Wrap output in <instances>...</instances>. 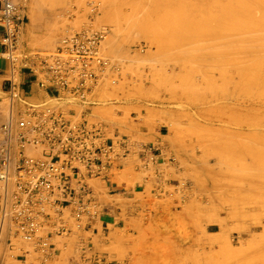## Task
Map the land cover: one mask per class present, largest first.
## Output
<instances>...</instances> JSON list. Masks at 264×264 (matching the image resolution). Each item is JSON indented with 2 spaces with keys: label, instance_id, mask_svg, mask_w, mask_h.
Masks as SVG:
<instances>
[{
  "label": "rangeland",
  "instance_id": "1",
  "mask_svg": "<svg viewBox=\"0 0 264 264\" xmlns=\"http://www.w3.org/2000/svg\"><path fill=\"white\" fill-rule=\"evenodd\" d=\"M212 1L26 0L22 50L50 53L63 35L87 28L106 33L102 55L120 71L116 84L99 85L89 120L132 148L108 179H90L97 219L78 227L71 207L51 211L44 233L61 225L70 231L51 239L50 255L14 241L11 250L0 247V262L264 264V129L255 125L264 117V24L228 11L218 17L222 0ZM227 101L243 111L233 105L238 112L227 113ZM160 126L169 132L163 153L143 134ZM141 145L154 147L155 161L142 158ZM113 182L135 189L114 195ZM210 233L231 245L209 244Z\"/></svg>",
  "mask_w": 264,
  "mask_h": 264
},
{
  "label": "built area",
  "instance_id": "2",
  "mask_svg": "<svg viewBox=\"0 0 264 264\" xmlns=\"http://www.w3.org/2000/svg\"><path fill=\"white\" fill-rule=\"evenodd\" d=\"M25 1L0 0L11 75L7 113L0 116V247L22 241L50 255L51 239L70 231L61 225L44 233L51 211L60 215L71 207L78 227L97 219L90 179H108L132 144L126 137L108 138L103 123L89 120L99 85L107 79L116 84L120 71L102 55L106 33L87 28L63 35L50 53L22 50ZM21 68L35 73L42 99L21 91ZM153 150L141 145L140 155L155 161Z\"/></svg>",
  "mask_w": 264,
  "mask_h": 264
},
{
  "label": "crops",
  "instance_id": "3",
  "mask_svg": "<svg viewBox=\"0 0 264 264\" xmlns=\"http://www.w3.org/2000/svg\"><path fill=\"white\" fill-rule=\"evenodd\" d=\"M28 9V8H27ZM26 9V10H27ZM27 12V11H26ZM27 14V18H29V14ZM25 31L28 36L30 32V24L27 23L25 24ZM5 36V27L3 23L1 22L0 18V116H4L7 113V105H8V100H6V95L8 92V89L10 87V63L9 61L4 57V52L6 50V47L3 43V38ZM18 85L21 89V91L27 96L28 98L31 99H42L44 96V93L42 90L39 88L37 84V79L35 76V73L30 71L29 69H20L18 72ZM93 112V111H92ZM165 127L160 126L155 128L153 132H144L143 134L145 135L146 138L151 139V144L156 148L160 149L161 153H163L166 150V136L169 134V132L165 131ZM162 156V155H161ZM121 167L120 170H123ZM116 175L113 174L112 178H115ZM110 191H118L114 195H124L127 196L133 191L135 188L134 187H127V183H117L113 182L110 184ZM101 194L99 193V196ZM2 247H6L8 250L12 249V246L10 245H2ZM23 253H25V249L21 248L20 249ZM21 256H25L27 260V254H23ZM21 256L17 257V260L19 262H23V258Z\"/></svg>",
  "mask_w": 264,
  "mask_h": 264
},
{
  "label": "bare ground",
  "instance_id": "4",
  "mask_svg": "<svg viewBox=\"0 0 264 264\" xmlns=\"http://www.w3.org/2000/svg\"><path fill=\"white\" fill-rule=\"evenodd\" d=\"M216 1H217V0H216ZM220 1H221V0H220ZM220 1L218 0V2H220ZM224 1H226V2H224ZM224 1H223V0L221 1L222 4H223L222 9H221V7H219L220 10H221V11H219V12H220V13L222 12V14H221L222 16L217 14L218 11H216V16H218V17H222V18H226V16H225V12L228 11L229 15L233 16L231 13H234L235 16H238V17H239V18H235L237 21L240 20L241 22L243 21V23H256L255 25H256V26H259L260 29H261L262 25L264 24V15H261L260 12L262 13V12L264 11V10H263V9H264V0H224ZM25 2H26V1H25ZM212 2H214V0H213ZM24 4H25V3H24ZM222 4H221V5H222ZM211 5L213 6L214 4H211ZM219 6H220V4H219ZM24 7H25V6H24ZM216 7H217V6H216ZM252 7H254V9H259V10H257V11H256V10H253ZM214 8H215V5H214ZM251 8H252V9H251ZM226 9H228V10H226ZM108 11H109V10H108ZM219 12H218V13H219ZM214 13H215V12H214ZM220 13H219V14H220ZM114 15H115V14H114ZM213 17H215V14L213 15ZM242 18H244V20H242ZM110 21H111V19H110ZM112 21H113V22H112ZM112 21H111V24H114L115 22H114L113 19H112ZM115 21H117V20H115ZM240 21H239V22H240ZM116 23H117V22H116ZM245 25H246V24H245ZM113 26H114V25H113ZM250 26H251V25H250ZM250 26H249V27H250ZM243 27H244V25H243ZM246 27H247V26H246ZM249 27H247V28H248L249 30H250V28H251V30H252V27H250V28H249ZM83 30H84V29H83ZM222 95L224 96V94H222ZM231 95H232V94H231ZM223 96H222V97H223ZM225 96H226V95H225ZM228 96H229V95H228ZM233 96H234V94H233ZM229 97H230V96H229ZM235 97H237V96L235 95ZM235 97H234V98H235ZM226 98H227V96L225 97V99H226ZM231 98H232V97H230V99H231ZM240 99H241V98H240ZM242 99H243V98H242ZM254 99H255V98H254ZM258 99H259V98H258ZM221 100H222V99H221ZM223 100H224V97H223ZM226 100H227V99H226ZM246 100L248 101V99H246ZM246 100L243 99V101H246ZM249 100H251V99H249ZM255 100H256V99H255ZM255 100L252 99L251 102H250V101H249V102L252 103V102L255 101ZM259 100H260V99H259ZM259 100H258V101H259ZM262 100H263V98H262L260 101H262ZM228 101H229V99H228ZM228 101H227V103H229ZM233 101H234V100H233ZM236 101H237V104H238L239 102H238L237 99H236ZM239 101L243 102L242 100H239ZM260 101H259V102H260ZM249 102H248V103H249ZM223 103H224V101H223ZM223 103H222V104H223ZM230 103H232V102H230ZM230 103H229V105H230ZM233 103H236V102H233ZM245 103H246V102H245ZM248 103H247V105H248ZM250 103H249V104H250ZM254 103H255V102H254ZM254 103H252V104H254ZM257 103H258V102H257ZM241 104H244V102L241 103ZM262 104H263V105L258 104V105H260V106H263V107H259V108H258V109H261V111H262V108L264 109V100L262 101ZM223 105H224V104H223ZM229 105H228V104H227V105L225 104L224 106H222V109L225 108V110H226V107H227V110L229 111V112H227V113H230V114H232V112L234 113L233 110L235 109L236 106L239 107V105H236V104H233V105H235V107H234L233 105H230V106H231V107H230ZM245 105H246V104H245ZM247 105H246V106H247ZM225 106H226V107H225ZM246 106H245V109L248 107V106H247V107H246ZM238 107H237V109H238ZM249 107H250V111H252V108H253V111H254V107H255V109L257 110V105H256V104H255L254 107H251V105H250ZM230 108H231V109L234 108V109L231 110ZM239 108L241 109V111H243V108H244V107H243V108L239 107ZM245 109H244V110H245ZM225 110H224V112H225ZM227 110H226V111H227ZM230 110H231V111H230ZM247 110H248V109H246L245 111H247ZM220 111H221V109H220ZM224 112H223V113H224ZM237 112H238V111L236 110L235 113H237ZM247 112H248V111H247ZM262 112L264 113V110H263ZM220 113H222V112H220ZM235 113H234V114H235ZM216 114H217V113H216ZM216 114H214V115H212V116H214V118H215V117L217 116ZM215 115H216V116H215ZM218 115H219V114H218ZM222 116H223V115H222ZM228 116H229V115H228ZM230 116H231V115H230ZM223 117H224V116H223ZM217 118H219V117H217ZM217 118H216V119H217ZM220 118H221V116H220ZM262 118H263V119H262ZM262 118H260V119H262V120H261V121H257V123H255V125L260 126V127H262V128L264 129V117H262ZM216 119H215V120H216ZM233 119H234V117H233ZM233 119H232V120H233ZM235 119L237 120V118H235ZM260 119H259V120H260ZM211 120H212V119H211ZM215 120H214V121H215ZM219 120H220V119H219ZM221 120H222V119H221ZM223 120H224V119H223ZM229 120H230V119H229ZM238 120H239V118H238ZM238 120H237V121H238ZM212 121H213V120H212ZM225 121H227V120H225ZM230 121H231V120H230ZM237 121L235 122V120H234V123H239L241 120H240L239 122H237ZM223 122H224V121H223ZM227 122H228V121H227ZM239 126H241V125H239ZM153 148H154V147H153ZM153 151H154V154H155V151H156V150H153ZM97 187H98V186H97ZM95 189H96V188H95ZM216 222H217V221H216ZM218 222H219V221H218ZM213 223H214V222H213ZM221 223H222V222H221ZM211 224H212V223H211ZM211 226H212V225H211ZM218 226H219V228H220L221 230H222V229H223V230L225 229V228L222 227L221 224L218 225ZM224 226H225V225H224ZM215 227H216V224H215V226L209 227L206 231H207V232H210V230H212V229L215 228ZM219 228H218V229H219ZM220 229H219V230H220ZM224 231H225V230H224ZM204 232H205V231H204ZM207 232H206V234H208ZM218 232H220V231H218ZM218 232H217V234H218V236H219L220 233H218ZM223 233H224V232H222L220 235H222V236H226V234H225V233L223 234ZM263 233H264V232H263ZM202 234H203V233H202ZM213 234H215V236H214ZM217 234H216V233H212V234L210 233V236H208V237L213 236V238L207 240V242H208L209 244H211V243L214 244V242L217 240V243L220 244V241L223 240L225 237L223 238V237L220 236L219 239H220V238H223V239H220V240L218 241V239H217ZM241 235H242V234H241ZM251 235H252V234H251ZM253 235H254V234H253ZM260 235H261V234H260ZM260 235H259V238H260ZM203 236L205 237L204 234H203ZM206 236H207V235H206ZM230 236H231V235H230ZM242 236H243V235H242ZM261 236H262V235H261ZM208 237H207V238H208ZM238 237H240V236H238ZM244 237H246V236H244ZM244 237H243V238H244ZM205 238H206V237H205ZM229 238H230V237H229ZM235 238H236V237H235ZM241 238H242V237H241ZM243 238H242V239H243ZM251 238H253V236H252ZM255 238H256V236H255ZM235 240H236V239H235ZM238 240H239V239H237V241H238ZM252 240H254V238L251 239V240H249L250 243H252L251 247L254 245V244H253L254 241H252ZM224 241H226V239L223 240V242H224ZM239 241H240V240H239ZM239 241H238V242H239ZM251 241H252V242H251ZM223 242L221 241V243H223ZM228 242H229V243H228ZM228 242H227V243H228L229 245H231V244H230V243H231V240H229ZM242 242H243V244H244V242H246V241H245V240H244V241H241V244H242ZM217 243H216V244H217ZM224 243H225V242H224ZM224 243H223V244H224ZM232 243H233V242H232ZM248 243H249V242H248ZM250 243L247 244V245H250ZM228 244L225 243V245H228ZM241 244H240V245H241ZM221 245H222V244H221ZM244 245H245V244H244ZM241 246H242V248H243V245H241ZM245 246H246V245H245ZM254 246H255V245H254ZM256 246H257V245H256ZM230 247H231V246H230ZM230 247L227 246V248H230ZM254 248H255V247H254ZM232 249H233V248H232Z\"/></svg>",
  "mask_w": 264,
  "mask_h": 264
}]
</instances>
